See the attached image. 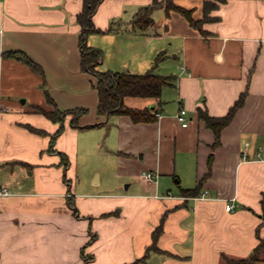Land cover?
<instances>
[{"label": "crops", "instance_id": "1", "mask_svg": "<svg viewBox=\"0 0 264 264\" xmlns=\"http://www.w3.org/2000/svg\"><path fill=\"white\" fill-rule=\"evenodd\" d=\"M152 1L103 0L94 22L114 29L88 36L103 50L100 70L143 73L165 55L154 70L175 75L173 84L160 98L124 100L160 115L134 122L98 114L94 77L80 68L83 0H0V187L10 190L0 196V264H226L223 255L247 257L264 238V0L219 3L205 32L178 11L167 17L163 7L153 11L155 25L135 30L134 14ZM174 2L203 17L204 0ZM8 50H23L43 66L61 110L88 108L80 127L66 119L53 150L50 133L59 125L34 109L53 108L43 76L4 57ZM243 92V105L213 147L215 133L198 108L224 116ZM181 107L188 126L177 119ZM107 166L115 168L114 184L104 183ZM89 170L91 182L83 179ZM143 171L156 177L148 181ZM201 179L199 194L184 193ZM165 213L162 251L136 261Z\"/></svg>", "mask_w": 264, "mask_h": 264}, {"label": "trees", "instance_id": "2", "mask_svg": "<svg viewBox=\"0 0 264 264\" xmlns=\"http://www.w3.org/2000/svg\"><path fill=\"white\" fill-rule=\"evenodd\" d=\"M103 0H83L82 10L77 14V22L80 24L79 33V50H80V68L82 71L90 73L93 78V86L96 88L99 96V102L97 111L99 115L109 116L111 114H126L129 115L134 122H150L157 119V110L150 107L137 108L131 107L125 104V98L128 96L134 97H154L160 98L163 88L167 85H172L176 79L173 74H158L155 72V67L164 58V54L160 52L155 60L151 69L143 73H133L127 70L115 71V70H100L98 65L104 57L103 50L101 48L91 46L88 44V36L93 32H105L114 29V25H110L106 30H103L96 26L94 22V14ZM225 0H204L203 4V17L196 19L193 16V9L185 8L177 5L174 0H153L150 4L142 6L134 14L132 18V25L135 30L144 31L149 27L156 24L152 14L153 11L159 7H163L166 16L169 17L172 10L178 11L184 15L190 22V24L196 28H199L201 32H205L203 24L206 21L216 19L211 13L215 10L219 3ZM3 56L6 58H13L21 62L26 63L32 70L40 73L43 76L42 86L45 88V95L47 102L53 105V108L47 110L39 105H34V109L38 112L46 115L54 123H57L58 129L54 133H50L51 143L50 150H53L58 138L65 130V123L67 116L72 115L70 124L73 127H80V117L88 112L87 107L68 108L61 110L49 90L46 88V78L43 66L34 60L27 52L23 50H8L3 52ZM246 92H243L236 102L231 106L228 113L224 116H213L207 109L201 107L198 108V116L203 119L206 125L213 129L215 133V143L213 147L220 144L221 131L226 127L233 119L236 111L244 103ZM95 125V124H88ZM28 128L34 132L40 134H48L44 129L36 128L32 125H28ZM62 155L64 167L67 168L69 159L63 152ZM213 155L210 156V164ZM64 179L70 181L66 172ZM202 185V179L192 188H185L183 191L186 195H197L200 192ZM69 204L74 213H78L75 200L69 197ZM264 204V198H263ZM167 217V213L163 214L159 225L155 228L152 234V243L148 246L146 253L142 258H138L136 261L144 260L147 258L151 251H162L157 243L158 239L163 232L164 223ZM259 234V229H258ZM94 238V237H93ZM92 238V239H93ZM226 264H255L257 261L264 259V238L260 237V242L254 247L251 253L244 258H235L223 255Z\"/></svg>", "mask_w": 264, "mask_h": 264}, {"label": "built area", "instance_id": "3", "mask_svg": "<svg viewBox=\"0 0 264 264\" xmlns=\"http://www.w3.org/2000/svg\"><path fill=\"white\" fill-rule=\"evenodd\" d=\"M157 115H160L157 113ZM177 119L182 123L183 126H188L189 124V117H188V110L185 107H181L179 109V112L177 114ZM143 178H145L148 181H152L156 174L151 171H143L142 172ZM10 193V190L7 187H0V196L2 195H8ZM234 203H228L226 205V210H233Z\"/></svg>", "mask_w": 264, "mask_h": 264}, {"label": "rangeland", "instance_id": "4", "mask_svg": "<svg viewBox=\"0 0 264 264\" xmlns=\"http://www.w3.org/2000/svg\"><path fill=\"white\" fill-rule=\"evenodd\" d=\"M51 106L53 107V105L51 104ZM65 110V109H64ZM71 117H72V115L71 114H69L68 116H67V118H70L71 119ZM108 169V170H107ZM91 174H92V171L91 170H89V173H87V175H86V177L85 176H83V179H86L87 177H88V182H91L92 180H93V178L92 179H90L91 178ZM95 176V175H94ZM103 176H104V183L106 184V180H108V181H112L110 184H114L115 182H117V179H116V177H115V168H113L112 166H107V167H104L103 168ZM106 177V178H105ZM84 182V181H83ZM122 185H124L125 186V182H124V184H122Z\"/></svg>", "mask_w": 264, "mask_h": 264}]
</instances>
